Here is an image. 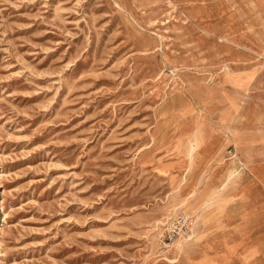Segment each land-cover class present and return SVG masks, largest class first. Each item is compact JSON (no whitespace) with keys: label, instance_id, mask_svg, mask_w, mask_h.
<instances>
[{"label":"rangeland","instance_id":"374dc122","mask_svg":"<svg viewBox=\"0 0 264 264\" xmlns=\"http://www.w3.org/2000/svg\"><path fill=\"white\" fill-rule=\"evenodd\" d=\"M0 264H264V0H0Z\"/></svg>","mask_w":264,"mask_h":264},{"label":"built area","instance_id":"2783aa9c","mask_svg":"<svg viewBox=\"0 0 264 264\" xmlns=\"http://www.w3.org/2000/svg\"><path fill=\"white\" fill-rule=\"evenodd\" d=\"M193 217L181 212L172 219L162 233H160V243L165 253H170L175 243L179 239L190 238L193 233Z\"/></svg>","mask_w":264,"mask_h":264},{"label":"bare ground","instance_id":"6f19581e","mask_svg":"<svg viewBox=\"0 0 264 264\" xmlns=\"http://www.w3.org/2000/svg\"><path fill=\"white\" fill-rule=\"evenodd\" d=\"M196 147V145H195V143L192 145V147H191V149H194ZM236 172L234 171V172H231L229 175H228V177H227V181L229 182L231 179H233L235 176H236ZM227 182V183H228ZM226 183V184H227ZM1 209L3 210V206H1ZM3 211H5V210H3ZM199 231H200V229H199ZM197 237H198V231H197V229H194V227H193V234H192V239H197ZM191 241V240H190ZM188 242H189V240L188 241H177L176 243H175V245H174V248H175V246H177L178 245V248H179V250L180 251H182L184 248H185V246H187V244H188ZM173 248V249H174Z\"/></svg>","mask_w":264,"mask_h":264}]
</instances>
